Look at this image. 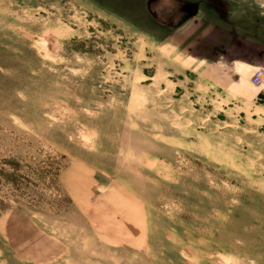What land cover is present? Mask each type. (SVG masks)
Instances as JSON below:
<instances>
[{"label": "rangeland", "instance_id": "rangeland-1", "mask_svg": "<svg viewBox=\"0 0 264 264\" xmlns=\"http://www.w3.org/2000/svg\"><path fill=\"white\" fill-rule=\"evenodd\" d=\"M210 4L0 0V264H264V0Z\"/></svg>", "mask_w": 264, "mask_h": 264}, {"label": "crops", "instance_id": "crops-1", "mask_svg": "<svg viewBox=\"0 0 264 264\" xmlns=\"http://www.w3.org/2000/svg\"><path fill=\"white\" fill-rule=\"evenodd\" d=\"M194 10H195L194 12L189 13L190 15L188 17V21L185 24V26L182 27L179 30V35H183V29L187 28L186 31H188V28L189 27H194V26L196 27V24L197 23H200L201 21H203L204 22V32H203V36L206 39L207 38H210L211 37V33L208 32V27H207V21L209 20L207 18V13L208 14L209 13L211 14V13L215 12V13L220 14V16L217 18L219 21L222 20V19L225 20V18H226L225 15L227 14L224 10L221 11L218 8V6H216V5L214 6V4L213 5L210 4V7L207 6V0H205V6H204V12H203L204 13V16L203 17H201L200 14H198V13H200L198 11V10H200V9H198V7H195ZM222 17H224V18H222ZM195 29L196 28H194V30ZM190 33H191V31L189 32V35H190ZM196 36H198V35L196 34ZM209 43H211V40H207V44H209ZM219 43H220V41H218V40L214 42V44H219ZM203 59H206L207 61L208 60H212L208 56L206 58L204 57Z\"/></svg>", "mask_w": 264, "mask_h": 264}, {"label": "built area", "instance_id": "built-area-1", "mask_svg": "<svg viewBox=\"0 0 264 264\" xmlns=\"http://www.w3.org/2000/svg\"><path fill=\"white\" fill-rule=\"evenodd\" d=\"M264 82V70L258 69L254 71L252 75V84L255 86H259Z\"/></svg>", "mask_w": 264, "mask_h": 264}]
</instances>
